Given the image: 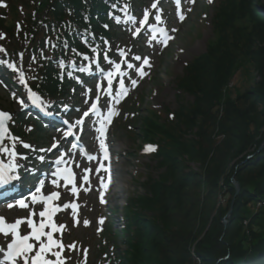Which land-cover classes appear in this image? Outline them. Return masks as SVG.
I'll use <instances>...</instances> for the list:
<instances>
[{"label":"trees","instance_id":"obj_1","mask_svg":"<svg viewBox=\"0 0 264 264\" xmlns=\"http://www.w3.org/2000/svg\"><path fill=\"white\" fill-rule=\"evenodd\" d=\"M14 2L7 14L0 10V36L15 39L18 31L34 56L35 62L29 63L36 90L63 103L71 96L73 78L61 77L60 64L68 67L71 49L83 48L80 36L97 42L109 37L106 15L126 0ZM217 10L221 20L216 39L186 65L178 81V96L193 98V104H182L176 114L150 109L142 117L136 107L129 117L133 126L141 122L138 137L154 147L148 156L164 172L144 183L145 195L130 199L124 225L116 232L126 245L116 264H264V135L259 133L264 126V47L243 53L238 46L248 27H253L251 38L264 26V0H221ZM242 56L261 76L247 95L246 110H239L242 97L225 99ZM141 101L143 97L136 105ZM223 104L229 112L218 119ZM196 116L205 121L195 122ZM31 126L37 129L31 122L19 123L17 133L25 136L23 130ZM212 130L226 140L217 145ZM190 134L197 139H186ZM189 163L198 171L188 172Z\"/></svg>","mask_w":264,"mask_h":264},{"label":"rangeland","instance_id":"obj_2","mask_svg":"<svg viewBox=\"0 0 264 264\" xmlns=\"http://www.w3.org/2000/svg\"><path fill=\"white\" fill-rule=\"evenodd\" d=\"M253 1L255 2L256 0ZM219 2L221 0H189L185 22L183 25H178L176 22L172 24V29L175 28L177 31L174 32V40L167 47L158 45L151 40L147 41L148 43L146 44L136 43L135 41V44L139 46L136 51L143 55L141 61H136L137 66L141 65L143 58L148 57L152 67L147 70L149 74L144 78L138 77L135 71H131V74L125 79V85L129 88L128 95L123 97L119 104H115L114 101L112 104L119 113L110 129V141L115 154L112 161L113 171L115 172L111 182H116V184L107 189L104 197L106 203H101L99 199V192L103 191L100 187V177L94 178L89 184H79L80 196L78 200L80 209L75 213H71L67 208L58 216L57 224L65 225L64 232L58 233L56 236V238H61L65 245L62 254L65 258V264H106L107 260L110 261L108 262L109 264H116L119 255L125 251L126 245L123 239H118L115 234L124 225L123 219L128 203L134 197L139 198L145 195L144 183L149 179H157L164 172V168H157V161L145 155L147 145L138 137L141 122L135 123L133 126L132 122L129 121V115H133L136 107L139 108V116L141 117L145 116L150 109L156 112L168 111L167 113L176 114L182 104L186 106L193 104V98L185 95L178 96V81L184 75L186 65L195 57L204 54L209 43L216 39L217 30L215 28H217L218 21L221 20L219 16L221 11L217 10ZM12 3L15 4L14 0H0V5H5L0 6V10H5L7 14L13 7ZM170 20L173 22V17ZM224 20L225 17L222 18V22ZM240 25L242 26V24ZM240 25L237 26L239 27ZM252 29L253 27H248L247 32L240 36L238 46H240V50L243 53L245 51L246 53L248 51L255 53L257 49L264 47V26L258 27L256 33L249 38ZM128 30L124 29L119 37L121 45L125 47L134 44V41H132L133 36L129 34ZM120 41L118 40L119 43ZM0 44L5 48L7 47L9 51H18L19 56L23 54L26 48L25 44L17 43V37L13 39L11 36H7L5 40L0 41ZM242 57H240L236 72L230 79L225 92V99L235 101L242 97L239 110H246L250 100L247 95L252 93L256 84L261 80V76L254 64L248 58ZM1 59L2 57L0 61ZM17 61L19 62L20 58ZM3 64L10 63L6 62ZM16 69L20 70L17 67ZM9 73L16 75L18 79L17 74H19V71H13L11 68ZM133 78L138 80V85L134 89L131 88L130 84V80ZM115 90L118 91L119 89L116 88ZM13 94L14 91L10 89V86L0 80V110L8 111L12 114H17L21 111L23 105L19 101L23 100L25 103V99L20 98L18 95L12 98ZM79 94L77 98H82L84 92L80 91ZM141 97H143V101L137 106L136 103ZM85 98L87 97L85 96ZM109 101L111 102V99ZM122 107H127L126 112L128 115H122L123 111L120 110L123 109ZM225 108H227L225 104L221 105L218 119H221L229 112ZM256 108L259 112L263 111L261 106ZM201 116H196L194 121L198 123L204 122L205 119ZM121 117L123 118L122 124L119 123ZM195 131L197 133V129ZM213 133V138L217 145L222 144L226 140V137L222 136V134L219 135L216 130ZM259 133L264 135V126ZM193 138L197 139L196 135L190 134L186 137L188 140ZM90 146L93 151L98 150L97 145L90 144ZM188 166L190 168L187 170L188 172L190 170L198 171L196 164L189 163ZM85 167L81 168L79 165L77 167L78 174L81 175ZM236 184L238 183L234 181V187L237 192ZM221 194L218 201L223 204L225 203V198ZM73 198V193H68L63 196L62 202L68 204ZM5 205L7 204L5 203L2 206ZM233 207L234 202H231L230 213L227 218L223 219V224H227ZM30 208V205L27 208L8 207L6 209H2L0 206V209L3 210L0 211V216L5 217L7 222H14L17 218H25V215L28 217L31 213ZM100 218H105L103 225L99 223ZM85 220L89 221L87 226L84 224ZM98 229L102 230L98 231ZM1 238L4 239L3 236ZM73 244L75 245L73 248L67 247ZM85 249H87L86 260ZM113 256L116 258L115 261Z\"/></svg>","mask_w":264,"mask_h":264},{"label":"snow or ice","instance_id":"obj_3","mask_svg":"<svg viewBox=\"0 0 264 264\" xmlns=\"http://www.w3.org/2000/svg\"><path fill=\"white\" fill-rule=\"evenodd\" d=\"M5 6V5H0ZM127 7V6H126ZM152 8H156L157 4L153 3L151 5ZM149 12L147 10L143 13V19L139 21L141 25H144L148 21ZM185 17L183 15H180L179 19L180 21H183ZM130 21H134L135 17H130ZM116 23L121 22V18L119 16L115 17ZM156 24L163 23L162 18L160 15L155 16ZM107 27V25H105ZM177 31V29L173 28L172 32ZM140 32V29L137 28L136 32L134 34H137ZM153 32V39H156L157 36L162 38L159 42L163 44V46H167L169 41L174 39V36L170 35L169 32L163 28V27H156L153 25L152 27ZM2 38V36H0ZM0 51H4V49L0 48ZM93 51H96L93 49ZM183 51V50H181ZM121 56H124L125 53L123 51L120 52ZM87 59V57H85ZM105 59H107V56L105 55ZM132 59L135 61H141V56L136 55ZM0 63H6L5 61H0ZM111 63V61H110ZM126 64V67L128 69H133L135 67L136 69V75L140 78L145 77L149 73L145 71V67L150 68L152 67L150 63V59L148 57L143 58L142 64L140 66H134L133 63H128L127 61H124ZM13 69V71H19V80L21 83H25V76L22 70L16 69L15 65H8ZM81 71L84 69L81 68ZM125 73L121 71V63H115L114 70L108 71L106 74L107 79V93L111 96L113 92V79L117 76H124ZM119 90L115 93L113 96V101L115 104H119L121 99L123 97H126L129 92V88L125 86V80L119 79ZM131 88H135L138 85V80L133 78L130 80ZM99 87V86H97ZM28 97L33 101V103H37L40 101V97L31 90V88L28 89ZM15 98V94H14ZM97 101L100 100L99 95H96ZM19 103L21 105L24 104L23 100H20ZM98 112V104L97 103H91L90 106L86 111L83 112V116L88 117L90 113H96ZM118 111L113 107L109 108L106 115L103 116V118L99 121L100 127L98 128L99 132V140H100V150L104 153V159L108 160V148L105 143V138L107 134V128L106 125H110L112 122V118L115 115H118ZM9 122H14L13 115L4 110H0V141H3L6 134L9 133ZM83 121L77 120L76 123L79 125ZM30 130V129H29ZM68 133L65 132L64 136H67ZM13 144L10 149H3V152L8 154L11 159L8 162H5L3 159H0V195H3L6 200L13 199L12 197V190L13 186L22 179V177L19 176L18 170H19V163L17 158L20 156V153L17 151L16 144L19 142L20 146L23 149H31L33 146L29 143L23 142L20 140L19 137L12 136L11 137ZM59 141H55L51 145V149H56L58 147ZM51 149H43L40 148L37 150V152H45L50 151ZM154 147L149 146L146 151H154ZM27 158V157H23ZM41 162L45 160V156L38 155L37 157ZM89 159H95V157H89ZM55 164L57 166L61 164H65V161L63 159V156H59L55 160ZM97 173L104 171L108 173L107 182H105V177L101 176L100 179V187L103 189V191L99 192V199L101 203H106L104 197L106 194L107 189L109 188V185L111 183V175H110V167L106 166L104 163H100L99 167L95 169ZM87 173V170H86ZM53 177H56L57 179L52 180V184L59 186L58 179L62 178L65 184H72L73 187L71 191L76 194L77 193V187L75 185V174L73 173L72 169L70 167H56L55 171L51 173ZM84 183H90L89 175L84 174L83 177ZM40 187L35 188V193H33L31 197V203L35 205L37 202H41L44 204V207L41 211L38 213V222L37 220L33 219L34 216H36L35 211L31 212L30 215L26 218H17L14 222H7L6 218L3 216H0V235H3L8 238V240L3 242V246H0V264H65V258L62 255L65 249V245L62 242L61 238H56L54 234L56 233H62V231L65 228L64 224H57L54 221V216L57 212L61 211V206L54 203V201L59 200L60 193L53 191L47 196L40 195L39 197L36 194L42 193V188L44 186V181L41 180ZM18 205L22 208H27L28 203L25 202V200L21 199L18 201ZM14 206L13 203H9L8 207L12 208ZM71 207L73 209V212L76 211L77 205L76 204H63L62 208L67 209ZM105 218H100L99 223L103 225ZM84 224L87 226L89 224L88 220L84 221ZM24 225V232L26 234H22L21 232V226ZM30 229V231H28ZM102 230V229H98ZM75 245H68V248H73ZM85 252V260L87 257V249L84 250ZM54 257V259H53Z\"/></svg>","mask_w":264,"mask_h":264},{"label":"water","instance_id":"obj_4","mask_svg":"<svg viewBox=\"0 0 264 264\" xmlns=\"http://www.w3.org/2000/svg\"><path fill=\"white\" fill-rule=\"evenodd\" d=\"M10 123V122H9ZM8 126H9V124H8ZM7 136H8V134H6V136H5V138L3 139V141H0V151H1V149L3 148V145H4V142H5V140H6V138H7ZM237 185V194H240V186H239V184H236ZM229 218H230V216H229ZM226 224V223H225Z\"/></svg>","mask_w":264,"mask_h":264},{"label":"bare ground","instance_id":"obj_5","mask_svg":"<svg viewBox=\"0 0 264 264\" xmlns=\"http://www.w3.org/2000/svg\"><path fill=\"white\" fill-rule=\"evenodd\" d=\"M113 184L115 185V184H116V182H115V183H112V185H111V186H114ZM117 186H118V184H117ZM109 188H110V187H109Z\"/></svg>","mask_w":264,"mask_h":264}]
</instances>
